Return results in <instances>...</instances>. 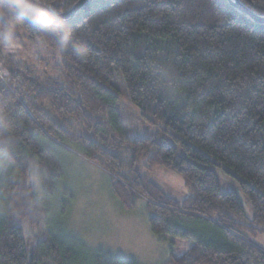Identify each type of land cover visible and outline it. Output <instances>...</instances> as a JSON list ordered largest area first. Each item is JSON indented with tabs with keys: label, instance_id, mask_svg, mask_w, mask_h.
Masks as SVG:
<instances>
[{
	"label": "trees",
	"instance_id": "1",
	"mask_svg": "<svg viewBox=\"0 0 264 264\" xmlns=\"http://www.w3.org/2000/svg\"><path fill=\"white\" fill-rule=\"evenodd\" d=\"M38 1L62 13L78 0ZM240 1L264 16V0ZM16 22L8 40L0 29V264H68L61 245L43 233L41 251L21 227L45 222L48 208L29 177L43 169L50 193L65 175L63 146L104 165L127 208L144 197L154 233L193 240L174 264H264V246L247 234L264 232V23L229 0H90L58 20L72 32L67 43L27 17ZM20 33L60 55L55 76L12 59L5 47ZM116 74L159 126L156 136L124 135ZM157 167L184 177L187 198L173 200L148 178L144 171ZM216 167L239 181L250 214L234 190H223ZM175 217L200 228L175 225Z\"/></svg>",
	"mask_w": 264,
	"mask_h": 264
},
{
	"label": "rangeland",
	"instance_id": "2",
	"mask_svg": "<svg viewBox=\"0 0 264 264\" xmlns=\"http://www.w3.org/2000/svg\"><path fill=\"white\" fill-rule=\"evenodd\" d=\"M20 34L13 38L15 40L7 42L5 47L13 54L12 59L33 68L42 77L55 76L60 69V55L43 42L26 37V33ZM4 72L0 69L3 81ZM111 88L118 94L115 108L121 115L124 135L132 139L156 136L159 126L147 120L131 103L121 75L114 76ZM58 153L65 175L56 179L50 193L44 184L47 174L43 169L35 167L30 174L29 181L36 190V202L45 205L48 211L45 222L40 226L28 222L21 225L26 241L31 244L36 240L39 242L44 233L43 239L50 238V243L61 245L68 253V264H95L99 258L107 260L116 257L134 264H174L170 260L172 255H182L193 244L191 239L171 235L161 237L154 233L149 222L147 200L137 197L132 208H127L113 194L111 182L115 176L104 169V165L89 161L71 147L63 146ZM142 167L141 161L138 168ZM216 168L223 190H234L243 201L247 214H250V204L239 181L221 167ZM144 172L173 200L183 201L189 195L181 174L165 167ZM173 224L191 231L200 228L178 217L173 218ZM247 234L253 242L264 246V232ZM39 244L41 251H45V243ZM48 260L47 264H50Z\"/></svg>",
	"mask_w": 264,
	"mask_h": 264
},
{
	"label": "clouds",
	"instance_id": "3",
	"mask_svg": "<svg viewBox=\"0 0 264 264\" xmlns=\"http://www.w3.org/2000/svg\"><path fill=\"white\" fill-rule=\"evenodd\" d=\"M0 16L4 17L0 21V29H3L6 40L13 36L17 28V17H27L31 22L39 23L43 29L55 32L64 43L72 38L71 30H61L62 25L54 10H45L33 0H0Z\"/></svg>",
	"mask_w": 264,
	"mask_h": 264
},
{
	"label": "water",
	"instance_id": "4",
	"mask_svg": "<svg viewBox=\"0 0 264 264\" xmlns=\"http://www.w3.org/2000/svg\"><path fill=\"white\" fill-rule=\"evenodd\" d=\"M89 1L90 0H78L77 3L68 11H65L62 13L55 12L57 14V20L63 21V20L73 19L75 17V15L77 14V12L83 6H85V4H87ZM229 1H230V3H232V5L237 10H239L241 13L249 16L253 21H255L257 23H264V16H261V15L255 13L253 10H251L245 4H243L240 0H229ZM33 2L39 4L40 6L45 8V10H53L48 5H46L45 3H42L38 0H33Z\"/></svg>",
	"mask_w": 264,
	"mask_h": 264
},
{
	"label": "snow or ice",
	"instance_id": "5",
	"mask_svg": "<svg viewBox=\"0 0 264 264\" xmlns=\"http://www.w3.org/2000/svg\"><path fill=\"white\" fill-rule=\"evenodd\" d=\"M33 24H35L34 22H32Z\"/></svg>",
	"mask_w": 264,
	"mask_h": 264
}]
</instances>
